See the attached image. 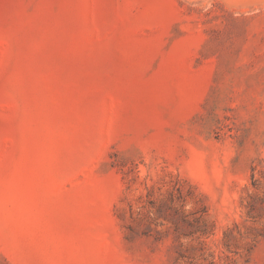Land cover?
<instances>
[{
	"label": "rangeland",
	"instance_id": "374dc122",
	"mask_svg": "<svg viewBox=\"0 0 264 264\" xmlns=\"http://www.w3.org/2000/svg\"><path fill=\"white\" fill-rule=\"evenodd\" d=\"M0 264H264V0H0Z\"/></svg>",
	"mask_w": 264,
	"mask_h": 264
}]
</instances>
